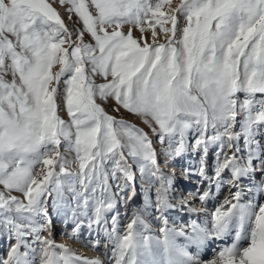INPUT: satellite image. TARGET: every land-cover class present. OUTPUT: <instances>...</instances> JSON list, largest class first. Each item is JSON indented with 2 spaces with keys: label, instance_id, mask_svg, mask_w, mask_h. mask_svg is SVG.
Masks as SVG:
<instances>
[{
  "label": "snow or ice",
  "instance_id": "obj_1",
  "mask_svg": "<svg viewBox=\"0 0 264 264\" xmlns=\"http://www.w3.org/2000/svg\"><path fill=\"white\" fill-rule=\"evenodd\" d=\"M187 153L202 205L230 190L190 231L166 213L206 209L164 171ZM137 172L155 233L128 218ZM257 177L264 193V0H0V264H104L57 244L53 216L70 238L102 232L108 264H264V196L241 202Z\"/></svg>",
  "mask_w": 264,
  "mask_h": 264
},
{
  "label": "rangeland",
  "instance_id": "obj_2",
  "mask_svg": "<svg viewBox=\"0 0 264 264\" xmlns=\"http://www.w3.org/2000/svg\"><path fill=\"white\" fill-rule=\"evenodd\" d=\"M179 3H180V0H172V7L174 8ZM58 10L61 12V15L65 19V22L68 24V27L71 29L73 27V24L67 20V15L64 12V10L62 8H58ZM166 26H169V25H166ZM125 31H127V28H125ZM157 31H159V27H157ZM133 35L138 37L139 36V32L138 31H134L133 32ZM149 42H151V41H149ZM159 42H163V40H160ZM106 108H107V110L109 111L110 114L117 115L118 117L122 114L127 120H129V122L135 123V124H139V120L136 117L132 116L131 114H128V113L124 112L123 109H121V113L120 114H117V113H112V111H111V104L107 105ZM60 114H61V116L64 119H67V116H66V114L64 113L63 110L61 111ZM141 127H143V125H141ZM190 139H192V138L190 137ZM154 146L157 148L158 152L162 148V146L160 144H158V143H156ZM160 160H161V162L163 161V157L162 156L160 157ZM207 160H209V162L207 163L208 167L206 168V172L208 171V168L209 167H211L212 165H214V162H215V148L214 147H210ZM169 164H170V167L164 168V171L165 172H171V171L175 170L177 172V178H176L175 183H174V189L177 191V189L180 190V186L182 185L181 183H183V180H184V178L179 175L180 171L183 168H186V167H189V166H191L193 169L197 168L199 166V157L196 156L193 153H187V154H185L184 156H182L180 158H176L175 160L169 161ZM211 168L213 169L214 166L211 167ZM208 174L211 175L212 174V170L209 171ZM190 178H195L197 180L196 182L201 183L199 188L197 187L198 186V183L194 185V188L193 189L196 190L197 194L199 192L205 190L206 188H208L207 185L204 182L201 181V178L198 175H193ZM247 179H246L247 180L246 181V185L245 186H241L242 189H243L244 195H246L244 197L242 196L241 202L242 203H247L250 200L259 201L261 199V196H264V193H257L255 191V188L251 190L252 192L245 191V189H247V188H253L252 186L254 184L259 183V177H257L256 179H253V180L251 178H247ZM136 187H137V191H138L139 195L136 197L135 203L132 204L133 206H131V209H128L127 210V212H128V218L131 217L133 209H135V210L138 209L140 211V213L144 216V218L147 221L153 220L154 219L153 218L154 217V214L155 215H158V213H155L154 210H153L152 214L148 215V214H145V211L142 208V206L144 204V201H143L144 196H143V193L141 191V185H140L139 173L138 172H137ZM213 187H214V184H213L212 188ZM226 189H227V187L225 185L220 189V192H222V195H220L218 197V200L216 201V204L217 205H219L224 200L223 198L227 194V190ZM185 191H186V194H188L187 193L188 192L187 191V188L186 187L182 188V194L183 195H184ZM174 194L177 196L176 193H174ZM196 197H198V195ZM151 199H152L153 204H154V201H155L154 193L151 194ZM176 210H177L176 208H173V209H170L166 213V216L168 215L167 217L169 219V225L172 226V227L179 228L180 223H182V224H185L186 230L187 231H190V228H188L187 226L190 225V223H191L188 219L192 215L191 216L184 215L185 216L184 217V220H181L178 223H175V222L173 223L171 221V218L169 217V215L175 214L177 211L178 212L180 211V210H177V211ZM181 210H187V209H181ZM122 211L124 212L125 210L123 208H121V227L128 222V218H125L124 217V215H123L124 213ZM207 218H208L207 223L210 226V224H211V216H210V214L207 215ZM53 220L55 222L54 225H57L55 227L56 232L53 234L54 239H55V241H56L57 244H65L74 253L77 254V251H78L77 249L78 248H80V249L83 248L84 250H88V249L91 250L92 249V251H93V247L91 246L92 245V241H94L96 239H99L101 241V243L99 245V248L97 247V250L96 251H93V252L94 253H98L99 252L98 254L105 253V251H106L105 244L107 243V241H105L106 238L103 237L104 235H103L102 232H100L98 236H97V234L95 232H93L91 234V236H90L89 235V232H88V229L86 227H84L81 230V232L78 234V237L77 238H70L68 235H65V233H71V231H72V225L71 224H68L67 226L64 225L55 216H53ZM193 220H196V219H193ZM196 222H198V224H201V223L204 224L206 221L199 220V221H196ZM153 223L156 224V226H155L156 227V230L161 226V224L158 221H156L155 219L153 220ZM153 233H155V232L153 231ZM2 240L3 239H0V242ZM3 241L0 243V245H2L1 248H0V255L6 254L7 247H8L7 242L6 241L3 242ZM12 242H14V241H12ZM178 242H184L183 238H178ZM211 247H214V245H212ZM109 251H110V249H109ZM210 256H211V251H209L207 253V257L210 258Z\"/></svg>",
  "mask_w": 264,
  "mask_h": 264
},
{
  "label": "bare ground",
  "instance_id": "obj_3",
  "mask_svg": "<svg viewBox=\"0 0 264 264\" xmlns=\"http://www.w3.org/2000/svg\"><path fill=\"white\" fill-rule=\"evenodd\" d=\"M209 159V158H208ZM209 162V160H207V163ZM214 165H212L211 167H213ZM211 167H209L208 168V171H207V173L209 172V171H211L212 170V168ZM247 178H244L243 180H242V183H241V186H245L246 185V181L248 180H246ZM253 180V179H252ZM197 180L195 179V178H189V179H184L183 180V183H181L182 185L180 186V190L179 189H177V191H175V193L177 194V198L179 199L180 197H186L187 199H189V200H192L193 199V197H195V202L192 204V207H194V208H196L197 210H199V209H201V208H204V209H206V211H191L188 207H184V208H176L177 210H180L178 213L176 212L175 214H172V215H169V217L171 218V221L174 223H178V222H180L181 220H184V215H189V216H191L188 220L191 222L193 219H196V221H199V220H203V221H208V218H207V215H209L212 211H214L215 210V208L216 207H218L220 204H222L223 202H224V200H225V198L226 197H228L229 195H230V190H229V186L228 185H225L226 187H227V194L224 196V200L219 204V205H217L216 204V201L218 200V197L220 196V195H222V192H216L215 191V188L213 187L212 189H211V191H212V195L210 196V198L207 200V202L206 203H204L203 205L199 202V200H198V197H196L198 194H197V192H196V190H194L193 188H194V185L195 184H197L198 182H196ZM249 182V181H248ZM254 182V181H253ZM252 183V182H251ZM200 184L201 183H198V188L200 187ZM184 187H186L187 188V193L188 194H186V191H185V193H184V195L182 194V188H184ZM248 187V186H247ZM253 187V186H252ZM193 189V190H192ZM252 190V189H254V187L253 188H247V189H245V191H249V190ZM205 190H208V188H206ZM231 191H235V189H232ZM250 192H252V191H250ZM249 193V192H248ZM246 194V193H245ZM244 196H246V195H244V193H243V197ZM152 200V199H151ZM143 201H144V198H143ZM152 203H153V201H152ZM133 206V205H132ZM142 208L144 209V211H145V214H148V215H150V214H152V212H153V210H154V207L153 206H151V205H149V206H146L145 205V203L143 204V206H142ZM131 209V208H130ZM181 209H187V210H181ZM133 210H135V209H133ZM123 212V211H122ZM124 213V212H123ZM143 213V212H142ZM124 215V214H123ZM168 216V215H167ZM200 216V217H199ZM151 217V216H150ZM154 220V219H153ZM153 220H149L148 221V223L150 224V227H151V229L154 231V232H156V224L155 223H153ZM198 223V222H197ZM203 223H201V225H202ZM57 225H54V229H53V234L56 232V230H55V227H56ZM170 226V225H169ZM182 226H184L185 227V224H182V223H180V226L179 227H182ZM170 227H172V226H170ZM186 228V227H185ZM66 232V231H65ZM82 234V233H81ZM101 237V236H100ZM104 237V236H103ZM80 239V238H79ZM84 240V239H83ZM3 241V240H2ZM1 241V242H2ZM92 241V240H91ZM106 241V240H105ZM0 242V243H1ZM3 242H5V241H3ZM86 242V241H85ZM88 242V241H87ZM1 246L2 245H0V248H1ZM4 246V245H3ZM92 246V245H91ZM85 247V246H84ZM93 247V246H92ZM214 247H216V245H214ZM99 248V247H98ZM78 251H77V255H80L81 257H83V258H89V259H91V258H100L101 260H103L104 261V264H108V257L105 255V253H101V254H98V253H94L93 251H96L97 250V248H94L93 247V251H92V249L90 250V249H88V250H84L83 248H78L77 249ZM103 251V250H102Z\"/></svg>",
  "mask_w": 264,
  "mask_h": 264
}]
</instances>
